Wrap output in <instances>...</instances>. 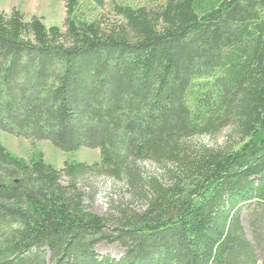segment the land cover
I'll return each instance as SVG.
<instances>
[{"label":"trees","instance_id":"1","mask_svg":"<svg viewBox=\"0 0 264 264\" xmlns=\"http://www.w3.org/2000/svg\"><path fill=\"white\" fill-rule=\"evenodd\" d=\"M63 1L62 28L0 11V131L101 161L57 170L0 143V264H261L264 0L92 20ZM90 175L123 184L115 215L85 204Z\"/></svg>","mask_w":264,"mask_h":264},{"label":"rangeland","instance_id":"2","mask_svg":"<svg viewBox=\"0 0 264 264\" xmlns=\"http://www.w3.org/2000/svg\"><path fill=\"white\" fill-rule=\"evenodd\" d=\"M113 1L118 4L130 5L132 7L147 6L151 7L150 0H106L103 10L94 8L89 0H81L77 15L85 19L92 20L103 14L113 17ZM23 13L27 20L33 16L42 18L48 27L62 28L66 18L65 3L63 0H1L0 11L11 13L13 10ZM0 143L12 155L30 159H40L51 165L55 169H62L65 163H85L93 165L100 163V149L81 148L73 153H66L54 146L49 141L31 142V140L16 137L4 131H0ZM34 143V144H33ZM78 188L85 193V204L89 210L99 216L109 217L115 215V205L120 201V196L124 192L122 183L114 185L110 178L104 176L85 177ZM96 250L101 255L111 256L120 259L124 254V249L117 243H100ZM264 264V258L261 260Z\"/></svg>","mask_w":264,"mask_h":264}]
</instances>
